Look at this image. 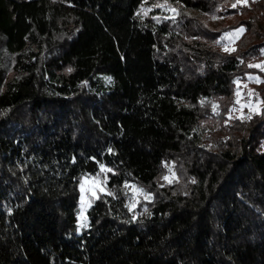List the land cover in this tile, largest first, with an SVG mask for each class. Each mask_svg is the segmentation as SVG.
Listing matches in <instances>:
<instances>
[{
  "label": "trees",
  "instance_id": "16d2710c",
  "mask_svg": "<svg viewBox=\"0 0 264 264\" xmlns=\"http://www.w3.org/2000/svg\"><path fill=\"white\" fill-rule=\"evenodd\" d=\"M263 51L264 0H0V264H264Z\"/></svg>",
  "mask_w": 264,
  "mask_h": 264
},
{
  "label": "rangeland",
  "instance_id": "374dc122",
  "mask_svg": "<svg viewBox=\"0 0 264 264\" xmlns=\"http://www.w3.org/2000/svg\"><path fill=\"white\" fill-rule=\"evenodd\" d=\"M210 23L213 26H219L222 23V19L218 17L209 18ZM233 30L226 32L222 37V42L224 48L232 50L235 47V42L241 36L243 31ZM230 34V35H226ZM253 65L264 71V51L260 56L253 60ZM258 65V66H257ZM260 82V77L257 74H249L245 78H238L237 83V92H236V103L233 107L232 113L242 118H248L255 113L260 112L262 107V102L258 96L254 85ZM174 178V174L170 172L165 176L167 181H171ZM131 198L133 201L139 200V198L149 199L142 189L138 187H132L131 189ZM99 194H106V190L101 184V182L95 179L93 176H84L82 178L80 186V204L82 213L80 214V222L83 220L84 210L90 205L91 200L97 197Z\"/></svg>",
  "mask_w": 264,
  "mask_h": 264
},
{
  "label": "snow or ice",
  "instance_id": "6c2138e0",
  "mask_svg": "<svg viewBox=\"0 0 264 264\" xmlns=\"http://www.w3.org/2000/svg\"><path fill=\"white\" fill-rule=\"evenodd\" d=\"M245 2H246V0H245ZM236 5H233V7H235ZM238 31H243V29L241 28L240 30H238ZM226 35H230V34H226ZM226 51L228 50V49H225ZM233 51H234V49H233ZM258 66V65H257ZM69 71H71V69H69Z\"/></svg>",
  "mask_w": 264,
  "mask_h": 264
}]
</instances>
